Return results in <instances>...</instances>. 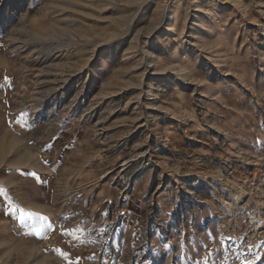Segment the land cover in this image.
<instances>
[{
    "label": "rangeland",
    "instance_id": "374dc122",
    "mask_svg": "<svg viewBox=\"0 0 264 264\" xmlns=\"http://www.w3.org/2000/svg\"><path fill=\"white\" fill-rule=\"evenodd\" d=\"M0 264H264V0H0Z\"/></svg>",
    "mask_w": 264,
    "mask_h": 264
},
{
    "label": "snow or ice",
    "instance_id": "6c2138e0",
    "mask_svg": "<svg viewBox=\"0 0 264 264\" xmlns=\"http://www.w3.org/2000/svg\"><path fill=\"white\" fill-rule=\"evenodd\" d=\"M6 214H11V207L9 206V211ZM22 218V217H21ZM66 255V254H65Z\"/></svg>",
    "mask_w": 264,
    "mask_h": 264
}]
</instances>
